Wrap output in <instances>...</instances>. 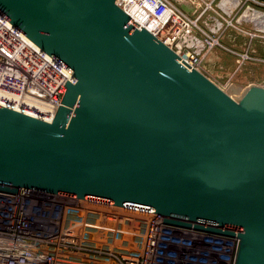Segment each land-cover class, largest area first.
Segmentation results:
<instances>
[{"label":"water","instance_id":"obj_1","mask_svg":"<svg viewBox=\"0 0 264 264\" xmlns=\"http://www.w3.org/2000/svg\"><path fill=\"white\" fill-rule=\"evenodd\" d=\"M0 13L76 78L52 121L0 105V191L161 214L238 236L264 264V87L232 97L118 0H0Z\"/></svg>","mask_w":264,"mask_h":264},{"label":"built area","instance_id":"obj_2","mask_svg":"<svg viewBox=\"0 0 264 264\" xmlns=\"http://www.w3.org/2000/svg\"><path fill=\"white\" fill-rule=\"evenodd\" d=\"M226 4L234 13L245 10L241 24L253 26L254 31L239 29L240 20L227 14L230 25L249 36L243 52L221 42L225 27L219 24L208 33L199 24L201 16L192 18L171 0H118L132 20L201 72L219 48L241 64L254 59V39L264 42V0ZM67 81L76 78L0 13V105L50 122ZM160 216L24 188L0 191V264H236L238 236L172 224Z\"/></svg>","mask_w":264,"mask_h":264},{"label":"rangeland","instance_id":"obj_3","mask_svg":"<svg viewBox=\"0 0 264 264\" xmlns=\"http://www.w3.org/2000/svg\"><path fill=\"white\" fill-rule=\"evenodd\" d=\"M171 2L192 18L201 16V22L199 21V24L202 25L208 33L210 29H216L219 24L222 28L225 27L226 31L222 35L223 39L221 42L228 48L231 47V49L238 52L246 50L245 45L248 42L249 36L239 29L247 31H254V29L250 23H247L248 26L246 24H241L242 15L246 14L245 10L242 9L234 13L235 8L226 6V0L225 3L224 0H171ZM230 11L233 12L232 16L234 14L235 21L240 20V22L236 23L239 28L238 30L229 23L232 17H229L227 14ZM211 24H214L213 27ZM235 35L236 40L237 38H241L246 41L241 48H236L237 42L236 44L230 42V39H233L232 36ZM255 42L263 43L254 39L253 46ZM251 50L254 59H247L240 64L238 63L240 59H237V57L233 55L235 57L233 60H229L228 58L223 59L224 67L222 65L220 66V63L216 62V59L215 64L210 57L209 60H206L207 65L202 67V71L232 97L240 98L244 90L250 86H260L264 79V57L259 56L255 49Z\"/></svg>","mask_w":264,"mask_h":264},{"label":"crops","instance_id":"obj_4","mask_svg":"<svg viewBox=\"0 0 264 264\" xmlns=\"http://www.w3.org/2000/svg\"><path fill=\"white\" fill-rule=\"evenodd\" d=\"M234 37V36H232ZM230 42L233 44L237 42V47L236 48H241L243 46V44H245V40H242L241 38H237L236 39H230ZM254 49L256 51V53H258L259 56L261 57H264V42L261 44L259 42H255L254 44ZM231 48V47H230ZM234 50V49H233ZM229 59V60H233V58H235L233 56V54L229 51H224V50H221V49H217L213 54H212V57H211V60L214 61L215 63V59H216V62L220 63V66L222 65L224 67V63H223V59ZM222 60V61H221ZM221 61V62H220ZM216 64V63H215Z\"/></svg>","mask_w":264,"mask_h":264}]
</instances>
